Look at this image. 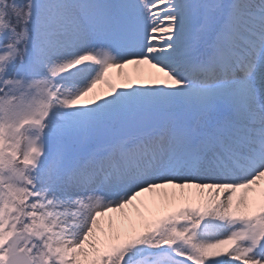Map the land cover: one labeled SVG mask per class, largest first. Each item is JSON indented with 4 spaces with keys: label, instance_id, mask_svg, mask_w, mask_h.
Listing matches in <instances>:
<instances>
[{
    "label": "snow or ice",
    "instance_id": "6c2138e0",
    "mask_svg": "<svg viewBox=\"0 0 264 264\" xmlns=\"http://www.w3.org/2000/svg\"><path fill=\"white\" fill-rule=\"evenodd\" d=\"M0 264H264V0H0Z\"/></svg>",
    "mask_w": 264,
    "mask_h": 264
},
{
    "label": "rangeland",
    "instance_id": "374dc122",
    "mask_svg": "<svg viewBox=\"0 0 264 264\" xmlns=\"http://www.w3.org/2000/svg\"><path fill=\"white\" fill-rule=\"evenodd\" d=\"M126 71H129V72L134 71L133 66H130L129 68H127ZM134 85H135V84H134Z\"/></svg>",
    "mask_w": 264,
    "mask_h": 264
},
{
    "label": "bare ground",
    "instance_id": "6f19581e",
    "mask_svg": "<svg viewBox=\"0 0 264 264\" xmlns=\"http://www.w3.org/2000/svg\"><path fill=\"white\" fill-rule=\"evenodd\" d=\"M133 68H134V70H135V66H133ZM133 86H140L139 84H135V85H133ZM98 87H104L103 85H98Z\"/></svg>",
    "mask_w": 264,
    "mask_h": 264
}]
</instances>
